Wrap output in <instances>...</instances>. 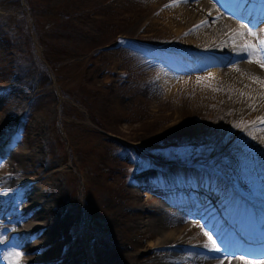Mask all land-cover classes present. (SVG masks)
Masks as SVG:
<instances>
[{"label": "rangeland", "instance_id": "1", "mask_svg": "<svg viewBox=\"0 0 264 264\" xmlns=\"http://www.w3.org/2000/svg\"><path fill=\"white\" fill-rule=\"evenodd\" d=\"M205 2L215 14L202 35L216 42L189 50L202 38L194 29L210 13ZM240 7L234 0H0V226L29 227L21 241L0 229V261L14 251L27 264L264 261L219 226L230 222L232 201L264 212V83L238 68L261 58L244 45L259 49L264 18L251 23L250 6L245 14ZM224 20L253 35L243 38ZM212 24L231 31L221 45ZM230 49L243 58L225 59ZM205 54L224 56L214 78L197 70ZM176 76L187 81L168 96L160 80ZM200 180L206 187L218 180L222 195L211 213L208 197L190 216L173 202L180 199L173 186L200 189ZM165 182L172 188L161 191ZM185 220L220 251L187 237ZM54 224L56 236L48 232ZM171 232L175 238L166 237ZM226 237L242 251L224 249Z\"/></svg>", "mask_w": 264, "mask_h": 264}, {"label": "bare ground", "instance_id": "2", "mask_svg": "<svg viewBox=\"0 0 264 264\" xmlns=\"http://www.w3.org/2000/svg\"><path fill=\"white\" fill-rule=\"evenodd\" d=\"M206 1V0H205ZM245 1L247 2V0H234V2H236L237 4H239V5H241V6H244L245 5ZM249 1V0H248ZM204 4H206V10L208 11V12H210L211 13V15H209V13L208 14H206L207 12L206 11H204L203 13H205V15H206V17L205 16H203V20L201 19L200 21H199V27H197V29H194V31L196 32V31H199V35H200V37H202L201 39H200V41L198 40V41H194L193 39V43H190L189 45H191L190 46V48H189V50L190 49H192V50H194V49H198V50H200L199 48L201 47L202 49H203V46L205 45V44H214L216 41L215 40H213L211 37L209 38V40H208V37L207 36H204V35H202L203 33L202 32H204L203 30H205V28L209 25L208 24V21L209 20H206V19H208V18H212L213 16V14H215V9L213 8V6L215 7V5H212L210 2H208V3H204ZM255 5V4H254ZM204 6V5H203ZM184 7V6H183ZM186 7V6H185ZM245 7V6H244ZM254 8H255V6H254ZM202 10L203 9H200L199 10V13H202ZM166 12V11H165ZM179 12V11H178ZM178 14H180V13H178ZM190 14V13H189ZM188 14V15H189ZM164 15H165V13H164ZM183 15V14H182ZM184 15H185V13H184ZM183 15V16H184ZM194 15V14H193ZM167 16V15H166ZM185 16H187V14L185 15ZM190 16V15H189ZM179 17H180V15H179ZM197 17V16H196ZM214 17H215V15H214ZM233 17H236V16H234L233 15ZM182 18H184V17H182ZM192 18V17H191ZM195 18V17H194ZM193 19V18H192ZM187 20H188V18H187ZM242 20V19H241ZM184 21V20H183ZM225 21V20H224ZM228 21V20H227ZM198 22V21H197ZM226 22V21H225ZM256 23L258 22V20L257 21H255ZM171 23V22H170ZM228 25H229V27H231V26H236L237 28H238V30H240L241 32L242 31H244V34L245 35H243L244 37L243 38H245V36H247V31H248V29H243L244 27H238V25L237 24H235L234 22H232L231 20L230 21H228V22H226ZM166 24H168V23H166ZM176 24V23H175ZM212 25H214V28L213 29H216V33L217 34H219L218 36H220L219 37V40H217V42H220V45L223 43L222 41L223 40H226L228 37H230V34H231V31L230 30H227V29H224V28H222V29H220L219 30V26H217L216 24H212ZM167 26V25H166ZM169 27H170V24L168 25ZM252 27V24L251 23H249V27ZM171 27H174L173 26V24H172V26ZM178 28V27H177ZM170 30H171V28H170ZM174 29H172L171 31H173ZM200 30H202V31H200ZM178 31V30H177ZM176 34V33H175ZM209 35V34H208ZM205 40H207L206 42H205ZM185 41H187V40H185ZM222 42V43H221ZM188 43V42H187ZM194 46V47H193ZM236 49V48H235ZM203 53V52H202ZM226 53H227V56L225 57V59L226 58H231L232 60H239L240 61V59L241 58H243V56H244V54L243 53H241L240 51H236V50H234V51H232L231 49L230 50H228V51H226ZM192 56H193V54H192ZM200 59H202V61H204L203 62V64L201 65V67L199 68V69H197L198 71H199V73H202L201 75H203L204 77H206V76H209L210 78H214V77H216L217 75H218V72H217V69H214L215 68V66L217 65V63L218 62H220L221 61V59H223L224 58V56H221V57H219V58H214L213 57V55H211V54H205V55H197ZM253 60V59H252ZM200 65V64H199ZM239 67H243L242 69H244V73L246 72V74L248 75L249 74V76H250V80H252L251 82H254L255 84H257L258 85V83L259 84H262V83H264V68H262L261 66H260V64H257V63H255V64H253L252 66L251 65H248V64H244L243 62L238 66V68ZM244 75V74H243ZM166 76V75H165ZM167 77V76H166ZM170 77V76H169ZM163 78V77H162ZM161 78V80H160V84H162L161 86L163 87V89L165 90V93L166 94H168V96L169 95H171V93H173L174 91H175V89H176V87L178 86V84H180L179 83V81H181V82H183V86H184V83H186V78L185 79H183V78H180V77H178V76H176V78H175V80H173V77L172 78H163L162 79ZM160 79V78H159ZM247 79V78H246ZM248 81V80H247ZM250 82V81H249ZM249 82H248V84H249ZM243 83V82H242ZM247 84V83H246ZM251 84V83H250ZM181 85V86H182ZM256 85V86H257ZM180 86V85H179ZM251 86H252V84H251ZM256 88V87H255ZM255 129V128H254ZM263 141V140H262ZM226 175V174H225ZM225 177H227V176H225ZM229 180V179H228ZM5 183V182H4ZM3 182H2V189L5 191L6 189H8L10 186L8 185V183L7 184H4ZM187 183V182H186ZM198 183H201V185H200V189H198V188H196V185H195V188H193L194 186H192L191 188H193V189H191V190H185V191H187V192H189L188 193V196H189V198H191V196H192V198H191V200H189V201H191L190 202V204L191 203H194L195 201H199V202H202V205H199L195 210H194V214H198V213H200V209L205 205V203H206V201H207V199H209V198H211V200H209V206L207 207L208 208V212L209 213H211L210 212V207H212V206H215V204L217 203V200H219L220 199V196L222 195L221 193H222V191H223V186H221L220 185V183L218 182V180H216V181H212V182H210V186L209 187H206V185H204V183H202V180H200V182H198ZM165 185H167L168 183H164ZM168 185H170V183L168 184ZM166 186L164 189H171V187L170 186ZM182 186H184V187H186L185 185H182ZM158 187V186H157ZM160 188V187H159ZM212 193L216 196L215 198L213 197V196H211L212 195ZM202 195H205V196H202ZM211 196V197H210ZM202 197H204V198H202ZM209 197V198H208ZM194 198V199H193ZM193 200V201H192ZM186 201V200H185ZM184 201V203H186ZM198 202V203H199ZM242 204H240V208H238V205H236L235 204V202L234 201H232V205H230L229 206V204H230V202H227L225 205H226V207L227 206H229V209L227 210V214L225 215V216H228V219L230 220V222L227 224V225H222L221 223H220V227L222 228V232H228V230H230V228L232 227V229H233V231L235 232V230H236V232L237 233H239V235H241V237H242V239H244L243 241H241V240H238L239 241V243H241V244H246L247 243V240L248 239H250L251 241H250V244H259V243H262L264 240H258V237H262L263 235H262V232L260 231V229L259 228H261V226L262 225H260V222H262L263 221V218H264V212H262V213H257V212H254V213H252L251 211H250V209L247 207V206H243V202H241ZM201 204V203H200ZM223 207H224V205H223ZM194 208V207H193ZM234 209H235V211H234ZM4 211H5V209H4ZM207 212V213H208ZM205 214V213H204ZM187 215H190V216H192V213H190V212H188L187 211ZM209 216V214H207V215H204V217H208ZM225 216H223V219L225 218ZM2 223H4V222H2ZM56 224H58V223H56ZM183 228L185 229V235H187V237H189V238H196L197 240L196 241H199L200 242V244L202 243L203 245H205V244H209V249H211V243L209 242V241H206V240H204V237H200V238H198V235L196 234L197 232H199V229H196L195 228V226L194 225H192V223L191 222H189V221H186L185 220V222H183ZM0 229H1V231H7V236L8 237H10V238H12V239H14V238H17L19 241H21V239H22V237L23 236H25L26 234H28L29 232V227L28 226H23V228H22V232L20 233V232H17V230H15V228L13 227V226H11V225H6V226H4V224L3 225H1L0 226ZM48 229V228H47ZM63 229V228H62ZM217 232H218V229L216 230ZM48 232L49 233H51V234H53L54 236H56L57 234H60V229H59V227H58V225H53V226H51L49 229H48ZM169 235L171 236V238H175V235L171 232V233H168L167 234V238H170L169 237ZM52 236V235H51ZM165 236V235H164ZM231 236V234H229L228 235V237H230ZM228 237H226L225 238V241H222L223 242V245L225 246L224 247V249H227L228 250V252H230V253H238L239 251H238V247L239 246H233V245H231L230 244V242L228 241L227 242V238ZM237 238V237H236ZM12 239H10V240H12ZM188 239V238H187ZM166 240V239H165ZM174 240V239H173ZM243 242V243H242ZM21 244V243H20ZM52 244V243H51ZM201 244V245H202ZM152 245V244H151ZM247 245V244H246ZM257 247H258V249H257ZM262 249H264V247H261V246H256L255 248H254V250H257L258 252H260L261 254H263L264 252H263V250ZM257 251H255L256 253L255 254H257ZM248 252V251H247ZM249 254H251V253H249ZM264 255V254H263ZM6 257H8V255L7 254H5V257H4V259L2 260V261H0V264H8V261H7V259H5ZM206 257L204 256V257H201V260H199V261H201L202 263L204 262V259H205ZM29 259V258H28ZM30 261V260H29ZM27 262V260H24V261H20L19 262V264H27L26 263ZM29 264V263H28ZM31 264V263H30ZM204 264H232V261L230 260V259H226V260H222V258L221 259H215V260H210V259H208L207 258V260H206V262L204 263Z\"/></svg>", "mask_w": 264, "mask_h": 264}, {"label": "snow or ice", "instance_id": "3", "mask_svg": "<svg viewBox=\"0 0 264 264\" xmlns=\"http://www.w3.org/2000/svg\"><path fill=\"white\" fill-rule=\"evenodd\" d=\"M209 15H211V13H209ZM241 27H247V26L242 25ZM238 35H244V33H238ZM247 35L248 36L253 35V32L250 28L247 31ZM258 43L260 46L259 49H257L255 45L248 44V43H246L244 45V48H245V50H247L249 56H253L256 54L257 51H259V53L261 54V58L259 60H249L248 62L249 63H253V62L258 63V64H260V66L262 68H264V39H259ZM204 235L208 238L209 242L211 243V249L210 250L220 251V248L218 246H216V243L213 240V237L210 236L208 234V232H204ZM0 243H3V241L0 240ZM204 247L209 248V244H205ZM5 259H7L8 264H19L20 260L22 259V253H21V251H14L11 253V255H9ZM241 259H242V264H251V262H249L247 260H243V258H241ZM259 264H264V261L259 262Z\"/></svg>", "mask_w": 264, "mask_h": 264}, {"label": "trees", "instance_id": "4", "mask_svg": "<svg viewBox=\"0 0 264 264\" xmlns=\"http://www.w3.org/2000/svg\"><path fill=\"white\" fill-rule=\"evenodd\" d=\"M15 4L17 5V2H15ZM34 29L35 30H37L38 28H37V26L36 27H34ZM83 191H82V195H84L83 196V199H84V202H86V204H87V206H88V193H87V191L85 190V189H82ZM89 208V207H88Z\"/></svg>", "mask_w": 264, "mask_h": 264}]
</instances>
